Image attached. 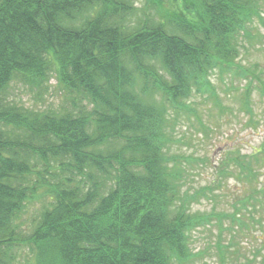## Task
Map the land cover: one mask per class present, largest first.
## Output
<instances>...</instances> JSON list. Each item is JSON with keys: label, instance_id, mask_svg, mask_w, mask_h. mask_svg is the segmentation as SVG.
Wrapping results in <instances>:
<instances>
[{"label": "trees", "instance_id": "trees-1", "mask_svg": "<svg viewBox=\"0 0 264 264\" xmlns=\"http://www.w3.org/2000/svg\"><path fill=\"white\" fill-rule=\"evenodd\" d=\"M177 1L0 0V264H264L262 237L250 253L236 240L264 228V140L201 182L208 156L184 151L180 130L210 129L238 80L247 111L254 88L264 98L263 71L242 59L264 36V0H179L194 20ZM52 77L57 107L10 97L16 84L42 97ZM230 176L241 193L217 210ZM212 225L218 238L196 250Z\"/></svg>", "mask_w": 264, "mask_h": 264}, {"label": "rangeland", "instance_id": "rangeland-1", "mask_svg": "<svg viewBox=\"0 0 264 264\" xmlns=\"http://www.w3.org/2000/svg\"><path fill=\"white\" fill-rule=\"evenodd\" d=\"M172 8L178 9L181 15H185L192 20L196 19L194 14L187 13L179 0L176 2V5H172ZM255 23L264 35V24L260 20H256ZM262 37V40L255 41L248 46V50L242 54V59L246 64L256 63L258 69L263 71L264 77V49L260 48L261 44L264 43V36ZM216 76L217 75H213L215 80H217ZM246 83V79L241 81L238 80L236 81V89L233 88L231 91L226 89L221 90L225 103L224 108L221 111L212 106L210 113L205 114V120L210 127L206 132L196 129L195 126L188 123L187 119H183L181 122L180 130L186 132L188 137H191L190 143H182L183 150L201 156H208L205 166L203 165L204 167L199 168L201 174L203 173L200 176V178H202L200 180L201 182H205L204 175L213 177L212 172L215 166H218L220 159L225 156L227 153L226 151L230 149H240L244 153H250L259 147L264 140V98H262L258 90L254 88L251 96L253 113L247 111L241 101V91ZM10 97L14 98L22 105L44 108L57 107L62 102L64 93L59 87L56 78L52 77L49 89L45 90L42 97L38 98L34 95V92L29 91L26 86L21 84L13 85ZM195 98L197 99L198 97ZM198 101L199 108L202 110L211 105L210 101L204 98H198ZM260 172L262 174L261 179L264 180V168ZM240 189L241 185L237 179L231 176L228 177L225 182H223L222 187L217 189V192L223 193L220 203L217 204V210H232L231 203L236 195L241 193ZM41 207L42 202L40 201L30 204L26 213L23 215V220L32 223L33 219L38 216L37 214L40 212ZM211 207L212 203L204 201L196 205L195 209L210 210ZM225 222L229 223L227 219H225ZM217 234L218 227L216 225H212V227L208 229H198L194 232L193 246L198 250L204 245L207 239L214 242L218 238ZM224 235L225 239H228L230 236L228 231H225ZM261 237L264 239V228L255 226L250 228L249 232L242 233L241 235L239 234L236 240L239 242L240 246L244 247L247 252L250 253V250H254L255 246L261 244L258 239ZM262 252L264 253V249H262ZM203 259L207 261L208 264H219L215 253L204 256ZM20 260V263H22V258Z\"/></svg>", "mask_w": 264, "mask_h": 264}]
</instances>
